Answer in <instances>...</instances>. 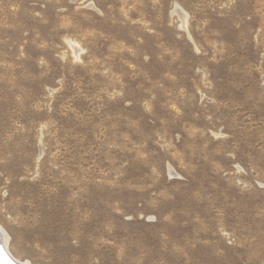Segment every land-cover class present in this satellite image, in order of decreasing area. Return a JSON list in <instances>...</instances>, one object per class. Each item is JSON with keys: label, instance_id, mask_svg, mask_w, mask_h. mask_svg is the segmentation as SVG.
<instances>
[{"label": "rangeland", "instance_id": "1", "mask_svg": "<svg viewBox=\"0 0 264 264\" xmlns=\"http://www.w3.org/2000/svg\"><path fill=\"white\" fill-rule=\"evenodd\" d=\"M0 228L32 264H264V0H0Z\"/></svg>", "mask_w": 264, "mask_h": 264}, {"label": "bare ground", "instance_id": "2", "mask_svg": "<svg viewBox=\"0 0 264 264\" xmlns=\"http://www.w3.org/2000/svg\"><path fill=\"white\" fill-rule=\"evenodd\" d=\"M175 11H177L178 15L181 17L182 19V23L185 25V21H186V17H187V14L186 12L181 9L180 7H176ZM182 24V25H183ZM71 47L73 48L74 52L77 54L78 51L80 50L79 47L74 44V43H70ZM170 170L172 169L171 167H169ZM7 235L5 233V231L3 229L0 228V244L3 245L4 249L11 255V253L9 252L10 250H8V246H7ZM12 256V255H11ZM12 261L15 263V264H32L30 263L29 261H20L18 259H16L14 257V255L12 256ZM0 264H11L7 261H3L1 258H0Z\"/></svg>", "mask_w": 264, "mask_h": 264}, {"label": "water", "instance_id": "3", "mask_svg": "<svg viewBox=\"0 0 264 264\" xmlns=\"http://www.w3.org/2000/svg\"><path fill=\"white\" fill-rule=\"evenodd\" d=\"M0 258L3 260V261H7L11 264H15L13 261H12V256L4 249L3 245L0 244Z\"/></svg>", "mask_w": 264, "mask_h": 264}]
</instances>
